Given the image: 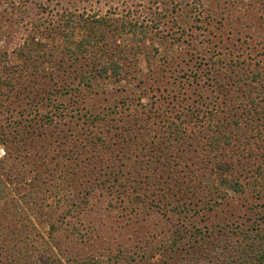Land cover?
Instances as JSON below:
<instances>
[{
	"label": "rangeland",
	"instance_id": "obj_1",
	"mask_svg": "<svg viewBox=\"0 0 264 264\" xmlns=\"http://www.w3.org/2000/svg\"><path fill=\"white\" fill-rule=\"evenodd\" d=\"M6 1L0 128L39 136L36 146L20 143L19 134L4 143L12 153L0 164V264H46V257L61 264H210V257L229 258L222 245L234 231H264V102L251 103L264 89V0ZM39 2L47 9L31 15ZM64 11L105 15L118 27L74 54L63 45L82 40L85 30L66 26ZM37 19L46 23L34 29ZM31 35L48 55L24 62L16 51ZM94 59L118 61L120 76L78 84L74 77L92 74ZM34 66L46 76L32 74ZM257 73L260 80L250 83ZM238 78L241 91L231 87ZM49 86L57 89L50 101ZM46 113L48 122L40 119ZM179 115L188 119L182 135L167 140V125ZM228 115L238 120L226 131L232 149L211 162L203 135ZM184 136L204 161L183 157ZM216 162L249 190L220 185ZM181 187L203 198L189 210L179 200L167 204ZM195 229L207 238L188 253Z\"/></svg>",
	"mask_w": 264,
	"mask_h": 264
},
{
	"label": "trees",
	"instance_id": "obj_2",
	"mask_svg": "<svg viewBox=\"0 0 264 264\" xmlns=\"http://www.w3.org/2000/svg\"><path fill=\"white\" fill-rule=\"evenodd\" d=\"M26 1L28 2V0H24V5L26 3ZM16 2H19L22 4V0H7L6 3H8V5L14 6L16 5ZM37 3H35V9L33 7L32 9H28L29 13L32 15V12L36 14V10H38V14L41 13V11L47 9V5L46 3L44 4L39 2L38 5H36ZM21 6V5H20ZM28 13L27 16H31ZM12 14V13H10ZM67 16L66 19V26H69V24H77L78 23V27H80L81 29L85 30L84 31V37L82 38V40L80 41H72L71 39L67 38L65 43H64V47L68 52H74L75 53H79V52H85L87 49V45H93L94 41H96V39L99 40H103L104 36H105V31L115 28L117 29L118 25H115L114 21H109V17L105 16V15H96V16H89V15H84V14H75L74 12H67L64 11V13H61L59 15L60 19H63L64 16ZM112 20V19H111ZM35 20H33L32 22H34ZM44 23H46L45 21H43ZM40 19H37L36 23H33L32 26L34 27V29L36 28H40L44 23H43ZM64 25V26H65ZM122 26H125L124 24H122ZM60 27V26H59ZM54 28V27H53ZM52 28V29H53ZM56 28V27H55ZM54 28V30H55ZM136 28V26H132L131 27V32L134 31ZM53 30V32H54ZM66 44V45H65ZM46 44L42 43L41 41H39L35 35H31L28 38L23 40V43H21L18 47V50L16 51V55L18 57H20L21 59L24 60V62H26L27 60L29 61H33L35 59V56H39V55H44L47 56V50H46ZM94 47V46H92ZM120 53L122 54V52L120 51ZM4 60L8 59V56L4 55ZM2 62V60H0V63ZM95 59L93 60V63L91 65L93 69V73L89 74L88 72L84 73V75H80L79 79H77V76L74 77V80H77L78 84L81 85H91V82L93 81H99L98 79H107V78H117L120 76L122 68L121 65L118 61H111L109 63H105V64H101V63H95ZM35 67V66H34ZM38 67V66H37ZM35 67L32 68V70L30 72H32V74H34L35 76H37V74L39 72H41V77L46 76V73L44 72L45 69L44 67H41V70L39 71V69ZM75 75V73H74ZM261 74L257 73L255 74L251 80L250 83L252 82H257L260 80L261 78ZM226 78H229L230 75H225ZM242 80L243 79H236L235 81H233L231 87H233L236 91H241L242 89H238L241 88V85L239 86V83L242 84ZM244 81V80H243ZM34 86L36 88L37 84L39 81L34 80ZM3 83V82H2ZM1 80H0V84ZM244 83V82H243ZM9 84V83H8ZM260 84H263L262 82ZM66 86L65 84L62 85V89H64ZM221 88V87H220ZM263 87H261V91H255L254 95L251 96V103L252 105H256L255 101H253V98H258L260 102H264V89ZM40 92V89H37ZM254 90V89H253ZM38 91H36V95L35 97L38 95ZM57 89L53 86H49L46 87V89L44 90V94L46 95V99L50 101L51 98H54L55 93H56ZM65 91V90H64ZM33 96H29L28 99L34 100ZM256 108V107H255ZM255 110V109H254ZM258 113V111H256ZM256 113V114H257ZM181 114V113H180ZM249 114V113H248ZM51 115H49L48 113H46L44 116H42L40 119L41 120H45V122H48L49 120H51L50 118ZM183 116V115H182ZM182 116H178L177 119H175L174 121H171L168 125H167V130H166V135L167 140L170 139V136L172 135H177V136H181L182 133L179 132L180 128H182V123L181 122H186V120L188 121V119H186V117H182ZM235 116H231L228 115L226 118H219L218 121H214V123L216 125H214V123H211L212 125H209L208 128L206 129V134H204L203 136H205V138L202 139L205 140V143L207 145V148L209 149V155H212V157H209V160L211 162L214 161V157L216 158H225L226 156H228V152L232 149V141L229 137V134L226 132L228 129H230V127L234 124V126L238 125V120L237 118L235 119ZM39 119V120H40ZM214 120V119H213ZM11 127H4V128H0V132H2V135H0V142L4 145L5 150H6V155L5 157L0 160V164H2L8 157L9 154L12 153V148L9 147V152L6 149V142H11L8 141L10 138H12V140H14V138H17L18 134L20 135L19 138V142L23 143V144H35L36 140H35V136L38 137L39 135H35L34 132L29 133L30 135H33V137H29L28 131H17L15 127L11 128V131H6L7 129H10ZM16 132V133H14ZM13 134V137H11ZM200 134L202 135V132H200ZM191 136V134H190ZM189 136V138H190ZM175 137V136H173ZM198 138L199 135H198ZM186 139H188V136H184L183 140V146L181 147V151L183 152L182 155L183 157H187L188 160H193V162H198L202 159H200L199 157H201V150L198 149L197 147V143L196 141H191V142H186ZM200 140V139H199ZM28 141V142H27ZM5 143V144H4ZM30 147V145H28ZM36 146V144H35ZM30 150V149H29ZM32 153L30 154V157L35 156L36 154H34L35 149L33 146V149L31 148ZM264 153V152H263ZM251 157V156H250ZM249 157V160H250ZM254 157H257V155H254ZM204 161V160H202ZM217 166L218 169V175L220 178V185L225 186L226 189L231 190L234 193L240 194V193H244L246 191L249 190V183H246L247 185L243 184L241 182L240 178H237V176H233L232 174L229 176L226 174L227 172V168L224 165L223 162H216L214 163ZM208 165V163L206 164ZM219 167V168H218ZM202 172L204 173V165L201 168ZM4 174V172H2ZM169 174H167L165 176L168 177ZM177 180V179H175ZM185 180V179H184ZM190 181V180H189ZM106 182V181H103ZM186 183V181L184 182ZM248 186V187H246ZM258 189V188H257ZM221 196V195H219ZM203 197L201 196V192H196L195 194L193 192L190 191H184V188H180L178 191L172 192V196L169 199L170 203L173 200H179L178 201V207L182 208V209H186L189 210L188 207L195 203L197 205L198 201H200ZM197 199V200H196ZM192 201H196L191 203ZM191 203V204H190ZM209 203L213 205L216 204V202L210 201ZM219 204V203H217ZM211 206V205H210ZM211 208V207H210ZM50 234H52V232H54L55 230V225L51 224L50 225ZM184 235H186V230H182L181 231ZM226 233H229L228 230H226ZM193 235V236H191ZM206 236L202 233V231H200L199 229H195L192 233H190L189 235V242H192L194 244V246L189 250L188 253H192L194 252L193 250L195 249V247H197V245L200 243L203 246V242H205L206 240ZM233 240V241H232ZM173 242H175V240H173ZM45 244V243H44ZM205 246V245H204ZM223 252L225 253L226 250H228L227 252H229V255H227L226 257H229L228 259H225L224 257L220 258L218 257V259L216 257H210L208 260V263L210 264H264V231H260V230H256L253 231L252 229L249 231L248 229L246 230H239L238 233L236 231L233 232V236L230 237V241H224L223 245ZM4 249H7L6 247ZM222 252L223 256L224 253ZM12 257V256H11ZM10 257V258H11ZM7 259V256H6ZM8 260V259H7ZM46 264H61V262L56 259V261L53 263V261L50 258H45L44 259ZM214 261H216V263H214ZM11 262V261H10ZM36 262V261H35ZM5 264H8V261H6ZM86 264V263H84ZM88 264V263H87Z\"/></svg>",
	"mask_w": 264,
	"mask_h": 264
},
{
	"label": "built area",
	"instance_id": "obj_3",
	"mask_svg": "<svg viewBox=\"0 0 264 264\" xmlns=\"http://www.w3.org/2000/svg\"><path fill=\"white\" fill-rule=\"evenodd\" d=\"M6 155V150L4 145L0 142V160H2Z\"/></svg>",
	"mask_w": 264,
	"mask_h": 264
}]
</instances>
